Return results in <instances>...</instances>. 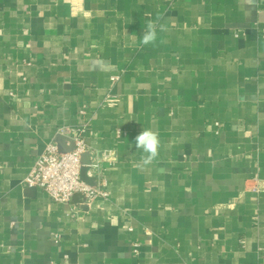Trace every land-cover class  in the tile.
<instances>
[{
	"label": "crops",
	"instance_id": "1",
	"mask_svg": "<svg viewBox=\"0 0 264 264\" xmlns=\"http://www.w3.org/2000/svg\"><path fill=\"white\" fill-rule=\"evenodd\" d=\"M82 123L73 209L24 182ZM0 264H264V0H0Z\"/></svg>",
	"mask_w": 264,
	"mask_h": 264
},
{
	"label": "built area",
	"instance_id": "2",
	"mask_svg": "<svg viewBox=\"0 0 264 264\" xmlns=\"http://www.w3.org/2000/svg\"><path fill=\"white\" fill-rule=\"evenodd\" d=\"M106 101L109 104H116L118 99L108 96ZM85 132L86 123L60 130L59 136H63L65 145L72 146V149L61 152L57 140L50 142L37 156L24 182L25 186L39 188L54 201L62 204H71L73 197L80 194L79 202L73 205V209L89 206L99 197L107 198L109 196L107 184L101 179L99 172L100 159L88 147L84 138ZM85 153L90 155L88 175L93 178L92 184L81 177Z\"/></svg>",
	"mask_w": 264,
	"mask_h": 264
},
{
	"label": "clouds",
	"instance_id": "3",
	"mask_svg": "<svg viewBox=\"0 0 264 264\" xmlns=\"http://www.w3.org/2000/svg\"><path fill=\"white\" fill-rule=\"evenodd\" d=\"M161 31H165L161 26ZM157 40L156 22L149 20L147 23V31L144 33L141 44L148 45L150 43L155 44ZM163 43V41H161ZM158 133L151 130H143L140 134L135 137V145L138 149H143L144 153L147 155L143 157V164H151L152 161L158 155L159 146Z\"/></svg>",
	"mask_w": 264,
	"mask_h": 264
},
{
	"label": "water",
	"instance_id": "4",
	"mask_svg": "<svg viewBox=\"0 0 264 264\" xmlns=\"http://www.w3.org/2000/svg\"><path fill=\"white\" fill-rule=\"evenodd\" d=\"M57 141H58V144H59V150L61 152L68 151V150H71L72 149V146L71 147H67L65 145L64 137L63 136H59ZM89 164H90V155H89V153H85L83 155V168H82V171H81V177L86 182L92 184L93 183V178H91L88 175V170H89V166L88 165ZM33 190H34V188H33ZM79 198H80V194H76L73 197V200L76 201V202H79ZM84 208H87V206H84Z\"/></svg>",
	"mask_w": 264,
	"mask_h": 264
}]
</instances>
